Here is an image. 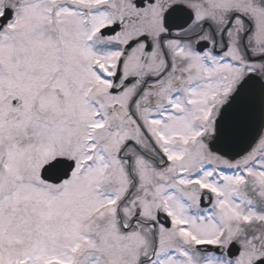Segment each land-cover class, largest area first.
Instances as JSON below:
<instances>
[{
	"label": "snow or ice",
	"instance_id": "obj_1",
	"mask_svg": "<svg viewBox=\"0 0 264 264\" xmlns=\"http://www.w3.org/2000/svg\"><path fill=\"white\" fill-rule=\"evenodd\" d=\"M0 264H264V0H0Z\"/></svg>",
	"mask_w": 264,
	"mask_h": 264
}]
</instances>
